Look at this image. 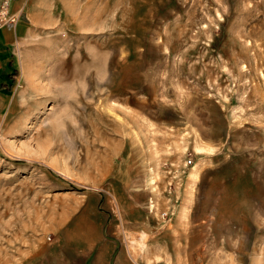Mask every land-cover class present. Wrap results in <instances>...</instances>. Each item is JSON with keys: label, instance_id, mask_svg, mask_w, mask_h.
<instances>
[{"label": "rangeland", "instance_id": "374dc122", "mask_svg": "<svg viewBox=\"0 0 264 264\" xmlns=\"http://www.w3.org/2000/svg\"><path fill=\"white\" fill-rule=\"evenodd\" d=\"M24 3L0 264H264V0Z\"/></svg>", "mask_w": 264, "mask_h": 264}, {"label": "crops", "instance_id": "0c3cea01", "mask_svg": "<svg viewBox=\"0 0 264 264\" xmlns=\"http://www.w3.org/2000/svg\"><path fill=\"white\" fill-rule=\"evenodd\" d=\"M25 0H19L15 9H23ZM15 37L9 30L0 32V85L10 83V75L13 73V45Z\"/></svg>", "mask_w": 264, "mask_h": 264}, {"label": "built area", "instance_id": "2783aa9c", "mask_svg": "<svg viewBox=\"0 0 264 264\" xmlns=\"http://www.w3.org/2000/svg\"><path fill=\"white\" fill-rule=\"evenodd\" d=\"M19 0H0V32L4 30H14L20 20L23 9H15V4ZM168 215L164 213V217Z\"/></svg>", "mask_w": 264, "mask_h": 264}]
</instances>
